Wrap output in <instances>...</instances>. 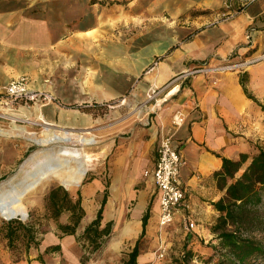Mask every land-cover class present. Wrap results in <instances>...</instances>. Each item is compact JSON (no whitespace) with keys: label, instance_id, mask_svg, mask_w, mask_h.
<instances>
[{"label":"crops","instance_id":"obj_1","mask_svg":"<svg viewBox=\"0 0 264 264\" xmlns=\"http://www.w3.org/2000/svg\"><path fill=\"white\" fill-rule=\"evenodd\" d=\"M241 1L233 17L216 20L224 0H0V87L28 75L33 88L50 89L75 104L72 113L56 104L42 107L35 121L53 125L45 118L64 122L71 115L72 123L83 127L93 105L130 86L140 93L164 85L167 98L149 122L110 139L106 180L92 178L79 190L81 215L72 234H59L55 225L35 237L37 242H28L17 261L12 252L1 251L0 264H49L71 244L75 259L80 252L76 237L100 206L99 226L107 227L105 235L112 227L116 235L112 247L129 242L128 256L142 240L135 262H151L158 244V191L143 171L154 162L161 133L170 136L182 159L184 191L175 223L162 234L165 255L176 256L181 243L193 244L198 226L210 231L217 213L211 203L225 195L215 175L221 158L246 154L248 162L255 140L264 139V59L244 63L264 55V0ZM231 3L238 8L239 1ZM154 59L156 66L145 72ZM223 63L238 66L226 71L218 67ZM175 110L184 114L178 127L170 124ZM22 112L36 114V109ZM180 213L194 222L192 231L182 230Z\"/></svg>","mask_w":264,"mask_h":264},{"label":"rangeland","instance_id":"obj_2","mask_svg":"<svg viewBox=\"0 0 264 264\" xmlns=\"http://www.w3.org/2000/svg\"><path fill=\"white\" fill-rule=\"evenodd\" d=\"M258 56H263L258 60L264 59L263 53ZM157 60L154 59L151 65L146 67L145 72H149L150 69L154 68ZM225 66H230V64L223 63L218 67H222L226 71L229 70L228 68L230 67ZM45 82L48 83V86L51 85L49 83L50 79H47ZM150 88L154 89L153 94H150ZM46 90L50 91L55 97L56 103L51 104L61 106L68 113H72L74 103L63 102L50 89ZM163 90L164 85L156 87L148 86L144 91L137 93L134 90V86H130L117 97L103 100L93 105L91 107L92 118L83 127L78 128L77 125L72 123L71 115H67L64 122L45 118L47 122L53 124L50 126L52 130L46 132L44 129L45 124L35 121L39 109L42 108L39 106L24 108L26 110L35 108L36 114H24L22 109L19 115H13L14 117H21L15 123L10 119L0 118V195L4 189L7 190L8 183L16 185L20 182L26 184L34 182L35 178L27 176L34 172L32 169V166L35 164L34 162L47 159L51 156H57L59 163L66 164V161L70 160L68 163L75 167L76 164L74 161L71 162V158L68 159V157L58 155L60 149H76L82 153L96 157V159L89 163L86 172L75 186L67 188L63 185V181L66 179L65 172L61 174L63 177L57 178L48 175L41 179L38 185L29 190L23 197L22 205L27 213L25 219H4L0 217V252L5 250L12 252L14 256L13 261H17L29 247L28 242H37L34 238L37 237L39 240L41 233L46 234L48 231H51L55 225L57 226V222L67 223L69 219L68 212L54 217L53 208L47 206L46 196L48 191L57 185H61L72 195L73 203L75 199L80 200L79 190L92 178L100 180L103 184L106 180L105 156L109 150L110 139L113 136L124 134L133 125L149 122L150 116L160 111L167 102ZM2 109L5 108L0 106L1 113H3ZM5 114L10 115L9 112H5ZM12 124L17 127V130L12 129ZM81 130H84L82 132H86L85 137L92 138L93 144L84 146L74 139L67 143H37L35 141L46 139L51 133L64 135V133L80 132ZM255 143L258 146H264V139L257 138ZM246 164L247 162L245 161L234 177H237L241 173ZM2 186L3 188H1ZM93 199L96 201V198H89L90 201ZM230 209L231 217L225 219V223L219 231L234 232L237 236L248 239L253 245L264 251V192L258 202L244 203L241 206L230 205ZM218 215L219 213L217 212L211 223L212 225L219 222ZM99 228L101 227L99 226ZM111 229L109 235L101 234L100 238H98L100 244L95 249H91L92 246L87 239L80 240L81 234H79L80 236L76 237L80 251L79 255L75 259L72 258V244H69L70 246L62 252H58L55 256L56 258L52 262L50 261L49 264H127L128 256L126 253L130 249L129 242L118 244L119 247H112L111 244L116 239V235L112 233L113 230ZM201 229L205 230L206 227L198 226V231L201 232H194L195 242L193 244L185 243L182 245L181 243L176 249L177 251H175L178 256L167 253L162 258L163 263L161 264H171L174 259L180 257V252L185 250L191 252V256L187 259L188 264H216L219 259L226 257L225 250L219 245L216 232H212L211 230L203 232L204 230ZM9 230H12V234H7ZM57 231L61 234L58 228ZM186 244L188 245L186 246ZM139 247L142 250V240H139ZM166 256L169 259L165 260ZM145 264H157V261H155L154 257L151 262L148 261ZM251 264H264V261L255 258Z\"/></svg>","mask_w":264,"mask_h":264},{"label":"trees","instance_id":"obj_3","mask_svg":"<svg viewBox=\"0 0 264 264\" xmlns=\"http://www.w3.org/2000/svg\"><path fill=\"white\" fill-rule=\"evenodd\" d=\"M243 87V80L241 81ZM248 98L257 103L255 98L246 93ZM248 156L240 154L237 160L221 158V168L215 173L218 179L225 185V195L211 205L216 210L218 215V223L212 225L210 230L216 232L219 245L225 250L226 257L219 259L216 264H251L255 258L264 261V251L253 245L248 239L237 236L234 232L219 231L225 223L227 217H231L230 205L241 206L244 203H255L261 198L264 192V146L253 144L252 153L247 164L243 167L241 173L235 176L241 165L246 161ZM226 178L231 181L225 183ZM47 206L53 208V216L58 217L64 212H69V221L67 223H58L57 228L63 234H72L75 224L80 215L81 208L79 200L75 199L72 203V195L61 185L51 188L46 196ZM101 206L98 208L95 217L86 225L81 233V239H87L91 244V249H95L100 241L101 234H106L107 227L99 228L101 219ZM147 213L142 218L143 223ZM7 234H12V230L7 231ZM91 234V236H90ZM140 234V236H141ZM59 248L58 245L52 246ZM140 252L139 239H137L128 253L127 264H136L135 258ZM182 254L177 259H174L171 264H188L187 259L191 256L189 250L181 252Z\"/></svg>","mask_w":264,"mask_h":264},{"label":"built area","instance_id":"obj_4","mask_svg":"<svg viewBox=\"0 0 264 264\" xmlns=\"http://www.w3.org/2000/svg\"><path fill=\"white\" fill-rule=\"evenodd\" d=\"M238 8L232 6L231 0H224L222 3V11L218 14L217 19L226 20L233 17L242 7L240 0ZM245 38H249V32ZM263 56L253 57L246 60L244 63H252ZM238 66L230 65L225 67ZM150 94L154 93V89H149ZM150 96V95H148ZM56 103L53 94L42 88H33L31 79L28 75H19L12 78L7 83L0 87V106L3 113L0 112V118L12 119L17 122L21 117L19 115L23 108L33 106L43 107L45 105ZM9 112L10 115H6ZM184 120V114L180 110H175L170 116V124L178 127ZM182 164V159L178 150L171 143V138L166 133H161L155 147V159L149 169L143 171V175H149L155 188L158 191V215H157V237L158 244L153 251L155 259H162L165 256L164 241L162 234L165 229L175 223V216L178 213L179 207L183 206V188L179 180V169ZM178 223L185 232L192 231L195 224L188 219L184 213L179 214ZM182 253L180 252V255Z\"/></svg>","mask_w":264,"mask_h":264},{"label":"bare ground","instance_id":"obj_5","mask_svg":"<svg viewBox=\"0 0 264 264\" xmlns=\"http://www.w3.org/2000/svg\"><path fill=\"white\" fill-rule=\"evenodd\" d=\"M11 121L14 122L15 119L12 118ZM50 126L51 124H45L44 129L46 132H50L52 130ZM12 129L17 130V127L12 124ZM85 133L86 132H72L64 133V135L51 133V135H48L46 139H39L35 141L37 143H67L74 139L77 140L78 143L83 144L84 146L93 144L94 142L92 141V138L85 137ZM58 155L68 157V159L71 158V162L74 161V163L76 164L75 167L71 166L70 163H68L70 160H67L66 164L59 163V158L57 156H51L47 159L45 158L44 160L34 162L35 164H32V169L34 170V172L27 175L29 177L35 178L34 182L29 184L20 182L16 185L8 183L7 190L4 189V191H2L0 195V217L4 219H25L27 217V213L22 205L23 197L29 190L38 185L41 179L48 175H52L54 177L59 178L62 176L61 174L65 172L66 181H63V185L67 188H70L71 186H75L78 184L80 178L86 172L89 163H91L92 160L96 159L95 156L89 155L87 153H82L76 149H60ZM60 171L61 173H59ZM1 188H3V186Z\"/></svg>","mask_w":264,"mask_h":264},{"label":"water","instance_id":"obj_6","mask_svg":"<svg viewBox=\"0 0 264 264\" xmlns=\"http://www.w3.org/2000/svg\"><path fill=\"white\" fill-rule=\"evenodd\" d=\"M23 166V165H22Z\"/></svg>","mask_w":264,"mask_h":264}]
</instances>
